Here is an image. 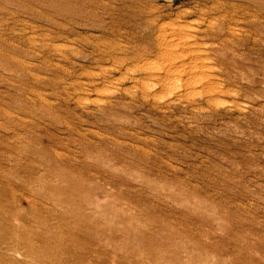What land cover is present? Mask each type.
Wrapping results in <instances>:
<instances>
[{
  "label": "rangeland",
  "instance_id": "rangeland-1",
  "mask_svg": "<svg viewBox=\"0 0 264 264\" xmlns=\"http://www.w3.org/2000/svg\"><path fill=\"white\" fill-rule=\"evenodd\" d=\"M62 263L264 264V0H0V264Z\"/></svg>",
  "mask_w": 264,
  "mask_h": 264
},
{
  "label": "bare ground",
  "instance_id": "bare-ground-1",
  "mask_svg": "<svg viewBox=\"0 0 264 264\" xmlns=\"http://www.w3.org/2000/svg\"><path fill=\"white\" fill-rule=\"evenodd\" d=\"M73 243H74V242H73ZM70 246H71V245H70ZM70 246H69V248H70ZM73 246H74V245H73ZM73 246H72V247H73ZM67 249H68V247H67ZM71 250H73V249H71ZM74 254H75V253H74ZM62 264H63V263H62Z\"/></svg>",
  "mask_w": 264,
  "mask_h": 264
}]
</instances>
